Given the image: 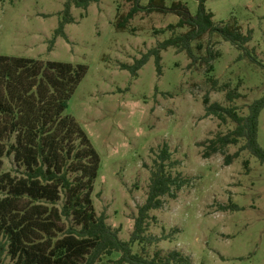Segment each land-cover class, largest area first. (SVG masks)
Here are the masks:
<instances>
[{"label": "rangeland", "instance_id": "obj_1", "mask_svg": "<svg viewBox=\"0 0 264 264\" xmlns=\"http://www.w3.org/2000/svg\"><path fill=\"white\" fill-rule=\"evenodd\" d=\"M65 2L0 0V55L86 65L65 114L84 130L101 160L93 193L96 213L105 215L107 224L120 231L118 238L127 242L138 208L146 202L156 156L167 145L177 163L167 171L188 184L176 200L165 197L159 210L149 212L146 235L165 238L151 247L150 256L179 251L192 264H264V165L244 152L225 166L224 156L237 152L243 141L203 157L210 141L234 129L230 120L222 124L206 117L204 99L225 107L226 94L234 91L242 97L235 106L246 116L248 106L264 96V70L240 60L242 52L215 35L205 36L203 51L193 53L201 58L209 48L217 54L211 72L202 62L191 65L185 52L169 48L160 53V74L151 57L134 78L122 67L169 38L166 29L178 19L139 13L129 22L134 32H118L113 24L118 13L129 12L126 0H100L87 11L71 8L74 23L65 26L66 38L58 37L48 51ZM176 2L195 16V0ZM205 7L216 26L233 25L243 35L250 31L249 55L264 63V0H210ZM257 123V143L264 149V109ZM12 166L5 160L3 171ZM132 249L139 253L137 246ZM119 257L114 253L97 264H113Z\"/></svg>", "mask_w": 264, "mask_h": 264}, {"label": "trees", "instance_id": "obj_2", "mask_svg": "<svg viewBox=\"0 0 264 264\" xmlns=\"http://www.w3.org/2000/svg\"><path fill=\"white\" fill-rule=\"evenodd\" d=\"M99 1L66 0L47 50L53 48L58 37L66 38L65 26L74 23L71 8L87 11ZM126 1L131 5L129 12L115 16L113 26L118 32H134L129 22L139 13L172 14L178 19L166 29L172 34L169 38L136 59L132 66L122 67L134 78L151 57L160 74V53L169 48L185 52L191 65L202 62L211 72V62L217 54L209 48L201 58L193 53L203 51L205 36L215 35L240 50V60L248 59L264 70V63L249 55L247 45L252 33L243 35L233 25L216 26L213 14L205 7L210 0H195V16L177 0L169 6L165 0H146L143 5V0ZM184 29L186 32L178 35ZM86 72L87 67L82 64L0 55V264H97L114 253L120 257L113 264H192L179 251H156L152 256L149 252L165 240L146 235L149 212L159 210L165 197L176 200L178 192L188 184L186 179L167 171L177 165L171 160L167 145L156 156L146 202L138 208L127 242L118 238L120 231L107 224L105 215L96 213L93 193L101 160L84 130L65 114ZM209 82L217 85L212 77ZM226 99L225 107L218 103L208 105V99H204L206 117L234 124L229 134L209 142L204 159L243 141L237 152L224 156L225 166L244 152L264 165V149L257 143V122L264 109V96L248 106L246 116H241L235 106L236 100L242 99L238 93L230 91ZM5 160L13 165L6 172ZM244 165L247 167L248 162ZM230 208L234 210L236 206ZM134 246L138 247V254L133 253Z\"/></svg>", "mask_w": 264, "mask_h": 264}]
</instances>
